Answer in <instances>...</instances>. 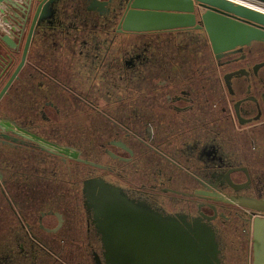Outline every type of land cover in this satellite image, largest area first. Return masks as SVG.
<instances>
[{
    "label": "flooded vegetation",
    "instance_id": "af4514ba",
    "mask_svg": "<svg viewBox=\"0 0 264 264\" xmlns=\"http://www.w3.org/2000/svg\"><path fill=\"white\" fill-rule=\"evenodd\" d=\"M86 7L67 0L47 13L0 101V264H105L90 182L202 220L221 264H253L264 42L216 55L200 23L208 9L192 28L134 33L120 32L116 12Z\"/></svg>",
    "mask_w": 264,
    "mask_h": 264
},
{
    "label": "water",
    "instance_id": "95a60500",
    "mask_svg": "<svg viewBox=\"0 0 264 264\" xmlns=\"http://www.w3.org/2000/svg\"><path fill=\"white\" fill-rule=\"evenodd\" d=\"M66 1L0 0V13L6 15L2 6L7 5L12 14L4 23L10 19L20 28L16 38L0 33V85L7 76L6 59L11 60L19 53L25 27L30 25L21 63L0 91V101L26 63L36 28L48 19V12L53 14L56 6ZM87 3L86 10L100 16L116 12L120 32L134 33L192 28L197 23L196 10L208 9L200 15V23L216 55L252 42H264V13L228 0H87ZM85 192L87 206L93 210L102 236L105 264H221L215 232L202 220L164 216L102 182L87 183ZM248 206L264 212V201ZM252 230L253 264H264V219H255ZM97 264H101L100 260Z\"/></svg>",
    "mask_w": 264,
    "mask_h": 264
},
{
    "label": "bare ground",
    "instance_id": "6f19581e",
    "mask_svg": "<svg viewBox=\"0 0 264 264\" xmlns=\"http://www.w3.org/2000/svg\"><path fill=\"white\" fill-rule=\"evenodd\" d=\"M22 1H24V0H19L18 2L19 3H22ZM235 1H237V0H235ZM2 7L5 10L6 15H3V14L0 13V27H1V30L4 31L3 34H8V35H11L13 38H16V36L18 35V31H19L20 28L17 25H15V22L14 21H12L10 19L8 20L9 22L7 24L4 23V19H7L9 16H8V12L6 11L7 5H3ZM10 15H12V14L10 13ZM22 17H23V15H22ZM14 28H15L16 31H14Z\"/></svg>",
    "mask_w": 264,
    "mask_h": 264
},
{
    "label": "built area",
    "instance_id": "2783aa9c",
    "mask_svg": "<svg viewBox=\"0 0 264 264\" xmlns=\"http://www.w3.org/2000/svg\"><path fill=\"white\" fill-rule=\"evenodd\" d=\"M230 2H233L238 5H242L244 7H247L249 9L264 13V1L262 0H228ZM239 1V2H238ZM1 33H4L3 30L0 31Z\"/></svg>",
    "mask_w": 264,
    "mask_h": 264
},
{
    "label": "crops",
    "instance_id": "0c3cea01",
    "mask_svg": "<svg viewBox=\"0 0 264 264\" xmlns=\"http://www.w3.org/2000/svg\"><path fill=\"white\" fill-rule=\"evenodd\" d=\"M15 1H19V0H15ZM6 11L8 12V15H10L11 10H10L8 7H6ZM15 25H16V24H15Z\"/></svg>",
    "mask_w": 264,
    "mask_h": 264
},
{
    "label": "rangeland",
    "instance_id": "374dc122",
    "mask_svg": "<svg viewBox=\"0 0 264 264\" xmlns=\"http://www.w3.org/2000/svg\"><path fill=\"white\" fill-rule=\"evenodd\" d=\"M0 33H1V32H0ZM1 34H2V33H1ZM26 34H27V31H26ZM1 52L5 53V51H3V50H2Z\"/></svg>",
    "mask_w": 264,
    "mask_h": 264
}]
</instances>
